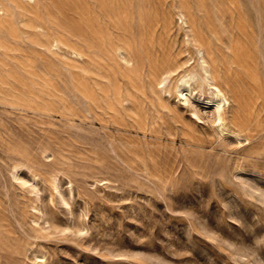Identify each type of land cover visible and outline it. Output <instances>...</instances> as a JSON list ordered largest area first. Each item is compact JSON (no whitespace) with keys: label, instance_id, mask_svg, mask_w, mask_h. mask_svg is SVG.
I'll list each match as a JSON object with an SVG mask.
<instances>
[{"label":"rangeland","instance_id":"374dc122","mask_svg":"<svg viewBox=\"0 0 264 264\" xmlns=\"http://www.w3.org/2000/svg\"><path fill=\"white\" fill-rule=\"evenodd\" d=\"M88 1L38 0L15 50L0 32V264H264V32L221 127L206 83L178 93L199 67L171 6L220 75V0Z\"/></svg>","mask_w":264,"mask_h":264},{"label":"bare ground","instance_id":"6f19581e","mask_svg":"<svg viewBox=\"0 0 264 264\" xmlns=\"http://www.w3.org/2000/svg\"><path fill=\"white\" fill-rule=\"evenodd\" d=\"M80 1L87 2V0ZM89 1L90 3L95 2L101 10L118 12L125 16L132 13L131 10L134 6V0H129L127 5L121 4V0ZM37 2L38 0H0V32L4 34L10 50L17 49L15 42L22 41L24 43L29 39L31 30L35 29L36 31V29L44 28L43 17L37 16L36 19H32V15L36 14L33 7ZM161 3L165 4L166 2L162 0ZM171 6L172 10H177L181 22L188 27L186 30H190L192 33V42L196 49L199 67L198 72L191 71L183 75L178 93L186 100L188 95L193 94V88L189 83L190 79H196L200 85L206 83L209 86L208 91L210 89L212 93V98L207 100L211 108L209 113L218 120L221 127H224L227 125L226 109L230 105L242 102L243 97L235 68L242 66L241 62L248 63L251 58H255L250 49L257 48L262 40L264 1L220 0V75L211 40L205 34L197 31L198 21L194 9L180 2H173ZM165 14L163 13V16ZM115 49L117 52L124 53V60L129 61L131 53L127 46L118 44ZM175 70L176 67L166 66L156 78L158 83H161L166 75Z\"/></svg>","mask_w":264,"mask_h":264}]
</instances>
